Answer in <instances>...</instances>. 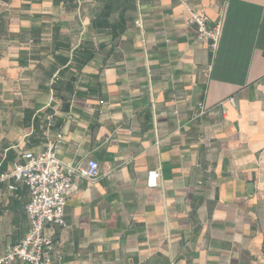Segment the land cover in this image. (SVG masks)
<instances>
[{
    "label": "crops",
    "instance_id": "0c3cea01",
    "mask_svg": "<svg viewBox=\"0 0 264 264\" xmlns=\"http://www.w3.org/2000/svg\"><path fill=\"white\" fill-rule=\"evenodd\" d=\"M186 7L220 21L215 54ZM44 130L99 166L46 228L64 264H264V0H0V173ZM9 183L0 259L29 229Z\"/></svg>",
    "mask_w": 264,
    "mask_h": 264
},
{
    "label": "built area",
    "instance_id": "2783aa9c",
    "mask_svg": "<svg viewBox=\"0 0 264 264\" xmlns=\"http://www.w3.org/2000/svg\"><path fill=\"white\" fill-rule=\"evenodd\" d=\"M186 10V24L195 28L197 40L205 42L209 51L215 54L221 35L220 21L209 25L203 9L196 11L186 7ZM210 70L211 67H208V72ZM228 101L233 104L232 98ZM205 112L204 108H200L198 115L202 116ZM42 136L46 145L39 154L26 152L22 155L23 162L15 163L0 173V183L11 182L7 185L9 191H15L16 184H22L29 194L25 206L28 232L0 259V264H13L15 261L23 264H64L62 257L55 254L54 242L46 233V228L53 225L65 229L64 209L73 190L74 180H95L99 175V166L93 160H88L84 165L62 164L56 157L61 135L57 133L52 139L50 132L44 130ZM158 178V171H149L147 187L155 188Z\"/></svg>",
    "mask_w": 264,
    "mask_h": 264
}]
</instances>
